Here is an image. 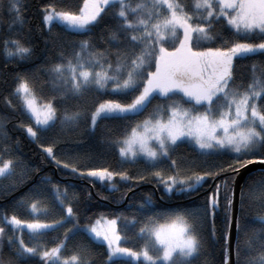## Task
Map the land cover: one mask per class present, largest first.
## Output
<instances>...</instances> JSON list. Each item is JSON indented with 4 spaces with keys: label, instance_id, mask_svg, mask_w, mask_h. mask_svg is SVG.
<instances>
[{
    "label": "snow or ice",
    "instance_id": "obj_1",
    "mask_svg": "<svg viewBox=\"0 0 264 264\" xmlns=\"http://www.w3.org/2000/svg\"><path fill=\"white\" fill-rule=\"evenodd\" d=\"M5 11L8 30L15 34L2 40L0 55L7 61L28 60L35 48L32 29L25 28L23 0H0V13ZM41 26L42 32L51 33L55 26H61L82 37L71 52L61 50L59 62L46 70L53 90L63 99L80 97L90 90L105 93L108 98L90 110L89 128L94 130L101 120L125 121L123 132L109 143L116 147L121 164L142 160L152 171L132 176L127 170L89 166L87 153L69 159L58 157L55 142H40L41 134L56 126L55 97L42 98L36 81L21 72L14 74L11 88L19 105L4 98L9 107L30 121H20L17 127L39 142L58 168L89 182L107 181L113 191L117 190L114 177L118 176L121 181L154 179L157 189L162 186L167 196L189 197L211 179L215 188L206 194L204 218L214 220L223 187L225 222L231 227L233 195L229 188L249 165L258 163L264 168V66L253 62L246 80L235 74L237 60L264 56V0H82L76 7L46 3L41 8ZM96 28V39L105 47L94 43L92 35H84ZM149 106L151 111L143 119L133 121ZM80 115L79 111L65 110L61 124H71ZM7 119L0 116V128ZM10 141L6 131L0 132V179L13 176L17 167V160L4 158L19 144V140L14 144ZM182 144L192 146L205 158H227L210 166L205 160L203 165L193 161L182 167L173 156ZM164 162H169L167 170L159 167ZM19 175L20 181H14L10 188L22 182L26 173L21 169ZM39 183L46 185L51 179L41 177ZM259 183L264 185V176ZM252 188L249 177L241 185V203L245 190L251 194ZM38 189L39 185L17 201V206H26L30 218L0 216V245L6 238L11 253L5 258L0 248V264H93L87 248L77 246L71 255L65 254L68 240L80 232L106 246L105 264H195L204 247L205 238L180 213L164 222L159 214L147 216L137 233L142 244L124 246L121 215L109 218L101 214L91 224L80 225L67 187L62 190L59 184H51L60 215L48 219L49 209ZM152 207V196L145 194L136 214L124 217L123 230L135 227L138 214ZM258 219L264 221V216ZM66 224L69 227L64 228L63 237H57L49 247L43 238ZM235 225L240 232L239 214L235 215ZM259 233H264V227L254 230L260 254L248 264H264V238ZM215 237L213 223L209 238ZM223 239L224 264H230L227 231ZM252 239L247 241L249 248ZM235 251L239 257V244Z\"/></svg>",
    "mask_w": 264,
    "mask_h": 264
},
{
    "label": "trees",
    "instance_id": "obj_2",
    "mask_svg": "<svg viewBox=\"0 0 264 264\" xmlns=\"http://www.w3.org/2000/svg\"><path fill=\"white\" fill-rule=\"evenodd\" d=\"M82 0H23L25 5L26 30L32 29V44L35 48L34 55L25 61H7L0 55V116H7V122L4 123L0 132L6 131L11 138L10 143L19 140V144L13 148L10 153H6L4 158H12L18 161L15 173L11 177L0 179V216L5 214H17L21 218H30L26 206H17V201L25 196L34 187L39 185L40 197L49 209L48 219L59 218L60 210L55 207L53 193L51 192V184H59L63 190L67 187L68 199L72 202L74 210L79 217V224H91L101 214L109 216L121 215L120 226L122 235L125 237L124 246L139 247L142 240L137 238L139 227L149 215L159 214L160 222L174 217L176 214H185L189 223L195 224L196 230L205 238V244L201 254L196 258L195 264H224L225 241L223 234L228 232V225L225 222L226 216V200L223 187L220 192V207L216 210L213 218L205 220L202 206L206 200V194L214 190L215 185L209 179L208 183L199 188L195 194L189 197L181 195H173L171 197L163 193L162 186L157 189L154 179H146L143 182L136 180L121 181L119 177H114L116 184L115 191L109 189L108 182H89L79 175H73L68 170L58 168L50 158L43 153L39 142L33 141L27 137V134L17 127L20 121L29 123L27 116L21 114L20 111L9 107L5 101V97H9L13 105L18 106V97L11 95L13 87L12 78L15 73H27L30 78L34 79L39 86L37 94L42 98L55 97V106L57 108L56 126L40 136V142L44 144L56 143L57 156L62 159L75 157L77 154L87 153L90 159L87 161L89 166L108 167L113 170H127L132 176L144 175L152 171L141 160L135 164H121L120 156L116 147L109 143V140L116 139L124 130L125 121L120 120H101L94 130L88 126L90 110L101 99L108 98L103 92L90 90L80 97L70 96L63 99L60 93L54 91L49 81V73L46 71L54 63L59 62V53L61 50L71 52L74 44L82 37L72 31L65 30L61 26H55L51 33L46 30L41 31V8L46 3H55L58 7L69 5L76 7ZM6 6V5H5ZM9 17L7 12L0 13V43L5 37L12 36L15 33L8 30ZM84 35H92L93 42L100 47L106 45L100 43L98 39L99 28L93 30V33H85ZM47 40V43L45 41ZM256 62L258 65L264 66V56H253L247 59L236 61L235 74L238 78L247 79L250 75L251 65ZM239 82V80L237 81ZM130 96L128 99L130 100ZM153 103H156L154 101ZM65 110L69 112L79 111L81 113L79 119L71 124H61ZM151 111V106L145 110L136 119H143L147 112ZM173 156L177 158L178 163L182 167H188L189 162H195L196 165H203L207 160V165L213 162H219L227 157H202L193 150L192 146L182 144L178 147ZM183 158V159H181ZM84 163V161H81ZM169 162H164L159 167L167 170ZM23 169L26 175L22 182H17L15 187H9L14 181H20V171ZM264 176V168H259L250 172L244 179L243 183L251 177L253 185L251 194L245 190V196L242 201L241 190L237 214L241 220V231L237 232L234 244V264H248V260L252 257H258L261 251L259 240L255 238L254 230L264 227V221H260L258 217L264 216V185L259 183ZM41 177H49L51 183L40 184ZM223 184V177L220 180ZM5 188H8L5 191ZM131 188V191L129 189ZM232 194V188H229ZM125 193H127L125 195ZM145 194L152 196L153 207L149 212L138 214L137 224L135 227L123 230L125 223L124 217L136 214V209L144 199ZM163 196V199L161 198ZM131 201V207L129 206ZM216 228V237L209 238V234L213 227ZM64 227L55 231H50L43 238L48 246H53L57 242V237H63ZM264 238V233H259ZM252 237L251 248L248 247L247 241ZM27 242V235L25 234ZM239 244L240 254H236L235 248ZM77 246L87 248L89 258L93 264H105L106 247L102 242L92 241L87 234L80 232L68 240L65 249L66 255H71ZM2 248V255L8 258L11 253L7 246L6 238ZM142 264V262H141Z\"/></svg>",
    "mask_w": 264,
    "mask_h": 264
},
{
    "label": "water",
    "instance_id": "obj_3",
    "mask_svg": "<svg viewBox=\"0 0 264 264\" xmlns=\"http://www.w3.org/2000/svg\"><path fill=\"white\" fill-rule=\"evenodd\" d=\"M262 168L258 163H254L249 165L247 170H242L241 176L236 180L234 187H232V195H233V223L231 227H228L229 233V244L231 245L230 248V264H234L235 256H234V244H235V236H236V225H235V215L237 214L238 204H239V197H240V190L241 185L245 179V177L252 171Z\"/></svg>",
    "mask_w": 264,
    "mask_h": 264
},
{
    "label": "rangeland",
    "instance_id": "obj_4",
    "mask_svg": "<svg viewBox=\"0 0 264 264\" xmlns=\"http://www.w3.org/2000/svg\"><path fill=\"white\" fill-rule=\"evenodd\" d=\"M95 181H98V182H101V181H99V180H95ZM105 182V181H104ZM106 247V246H105Z\"/></svg>",
    "mask_w": 264,
    "mask_h": 264
}]
</instances>
